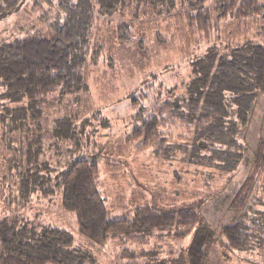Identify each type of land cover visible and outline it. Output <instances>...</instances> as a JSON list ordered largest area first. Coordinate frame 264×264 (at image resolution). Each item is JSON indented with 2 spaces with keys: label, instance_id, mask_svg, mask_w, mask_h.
Segmentation results:
<instances>
[{
  "label": "trees",
  "instance_id": "trees-1",
  "mask_svg": "<svg viewBox=\"0 0 264 264\" xmlns=\"http://www.w3.org/2000/svg\"><path fill=\"white\" fill-rule=\"evenodd\" d=\"M98 1L102 2L100 13L106 15L116 13L120 5L132 0ZM144 1L165 5L173 2ZM21 2L0 0V18L16 10ZM178 2L185 26L200 43L192 54L194 59L190 58L193 70L197 67L199 72L173 88L158 86L155 89L157 80L154 76L145 80L132 100L133 106L138 107L140 101L142 107L132 115L136 126L127 136L126 143L130 146L136 143L132 146L134 151L150 150L155 158L163 162L179 161L202 166L205 163H225L215 166L225 175L233 174L237 163H251L254 173L261 171L264 166V142H260L256 152L250 153L246 131L251 126L256 105L264 96V0ZM63 7L70 18L51 38L29 36L3 42L0 46V132L2 138L11 140L10 136H19L25 142L26 147L22 145V149L26 150V155L23 154L20 161L24 173L30 176L28 188L20 191L24 200L23 209L0 217V264H214L210 256L217 239L224 251L223 259L228 257L227 252L255 249L263 252L264 212L258 214L261 216L258 222L262 225L260 223L257 228L254 226L257 219H250L248 214L255 211V204L252 203H255L257 190L252 177L246 178L228 200V210L225 211L230 218H234L222 227H212L204 220L202 208L183 201L184 204H179L181 206L169 210L148 204L136 205L127 217L111 220L96 182L98 164L79 158L65 162V171L58 183L62 209L76 215L77 235L44 220L41 212H31L34 209L32 196L36 195L39 200L51 196V192L43 195V186L36 187L31 181L36 175L40 177L34 171L42 165H28L27 161L30 157L29 163H37L33 162L36 156H32V151L37 149L36 144L40 145L37 138H42L39 132L42 128L39 124L42 114L40 104L55 93L63 96L78 88L79 68L91 49V46L84 49L85 57L79 52L71 20L76 6ZM226 24H234L233 33L244 34V38L223 39ZM130 36L129 25L121 24L119 39L128 41ZM202 43L208 45L201 47ZM102 48L96 43L94 54H99ZM30 105L35 108L34 118L32 112L22 115ZM30 115L21 128L23 133L17 131V128L20 129L19 121ZM86 115L94 125L84 120L87 117L79 119V123L82 122L79 126L81 133L88 128L108 126V121L101 119V112L91 111ZM70 117L69 114L61 118ZM73 125L78 128L77 123ZM45 167L51 166L43 164ZM47 177H44L42 185L46 184L45 188L52 191L53 180ZM11 198L15 200L16 197L12 195ZM27 205H31V214L27 213ZM25 207L26 212L21 213ZM249 219L254 224H250ZM155 231H174L176 241H183L191 234L193 239L180 258L172 263L159 259L155 252L137 255L128 249L123 250L120 257L127 260L124 263L103 257L107 242L143 240ZM143 256L150 258L142 261L140 257Z\"/></svg>",
  "mask_w": 264,
  "mask_h": 264
},
{
  "label": "rangeland",
  "instance_id": "rangeland-1",
  "mask_svg": "<svg viewBox=\"0 0 264 264\" xmlns=\"http://www.w3.org/2000/svg\"><path fill=\"white\" fill-rule=\"evenodd\" d=\"M71 4L76 6L72 10L71 20L74 23L75 40L79 43L78 50L85 57L84 49L88 46L91 49L85 63L79 68L78 88L63 96L55 93L40 104L42 114L39 124L42 128L39 132L42 135L40 139L44 140L37 138L42 147L36 144L37 149L32 151V156H36L33 162L37 163H29L30 157H25L28 165H42L34 173L43 179L36 175L31 181L36 187L43 186V195L51 192V196L40 200L36 195L32 196L34 209L31 212H41L44 220L77 235L76 215L62 209V193L58 183L65 171V162L84 158L98 164L96 182L111 220L127 217L136 205L148 204L169 210L184 203H194L202 208L206 222L212 227H222L234 218H230L225 211L228 210V200L236 194L246 178L252 177L257 190L255 203H252L255 204V211L248 214L250 219L257 221L254 224L249 219L248 222L256 228L260 227L262 223L260 225L258 221L261 216L258 214L264 212V166L261 171L254 173L251 163H237L236 171L225 175L215 167L225 163H205L202 166L179 161L163 162L155 158L150 150L134 151L132 146L136 143L131 146L126 143L127 136L136 126L132 115L142 107L140 101L138 107L133 106L132 100L145 80H151L154 76L157 80L155 89L158 86L173 88L199 72L197 67L193 70L191 59L200 43L185 26L178 0L167 5L132 0L120 5L116 13L106 15L100 13L102 2L96 0H22L16 10L0 18V46L3 42L29 36L51 38L70 18L63 6ZM121 24H127L131 29L128 41L119 39ZM234 28V24L225 26L223 39L244 38V34L233 33ZM96 43L103 47L97 55L93 51ZM207 45L202 43L201 47ZM215 45L219 46L218 43ZM91 111L101 112V119L107 120L108 126L88 128L85 133H81L79 126L82 122L79 123V119L87 117L84 120L94 125L93 120L86 115ZM25 112H32V117H35L32 105L22 112L23 116ZM69 114V119L61 118ZM30 117L19 121L20 129L17 128V131L23 133L21 128ZM74 122L78 128L72 126ZM246 133L249 152H256L260 142H264V96L255 107L251 126ZM10 139L2 138L0 132V217L23 209L24 200L20 191L28 188L30 177L29 173H24L20 161L21 156L26 155V150L22 149V145L26 147L25 142L19 136H10ZM43 164L51 167L43 168ZM45 176L53 180L52 191L45 188L46 184L42 185ZM226 183L228 185L224 189ZM12 195L16 197L15 200H12ZM171 202L175 204H169ZM30 206L27 207L29 214ZM23 212H26V207ZM173 233L155 231L151 237L143 240H126L125 243L109 241L104 247L103 257L124 263L127 260L120 257L123 250L128 249L137 255L155 252L159 259L172 263L180 258L193 239L191 234L183 241H176ZM222 249L217 239L210 256L214 264H264V249L263 252L258 249L227 252L228 257L225 259ZM140 258L146 261L150 256Z\"/></svg>",
  "mask_w": 264,
  "mask_h": 264
}]
</instances>
